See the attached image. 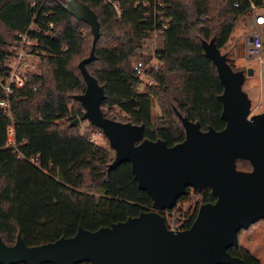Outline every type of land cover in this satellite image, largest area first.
Here are the masks:
<instances>
[{
	"label": "trees",
	"instance_id": "1",
	"mask_svg": "<svg viewBox=\"0 0 264 264\" xmlns=\"http://www.w3.org/2000/svg\"><path fill=\"white\" fill-rule=\"evenodd\" d=\"M43 1L0 0V62L16 34H25L40 10L34 24L42 33L31 32V37L38 40L36 50L46 53L41 75L15 92L12 116L0 107V237L9 246L15 245L17 235L33 247L74 237L79 227L95 232L150 212L153 205L152 198L139 189L130 163L109 171L113 151L90 142L80 127L70 126L84 115L75 97L86 90L79 65H74L90 56L92 47L84 57L86 37L93 41V36L90 26L64 8L65 0ZM77 1L96 12L101 26L96 60L87 69L105 90L102 110L117 107L128 117L123 123L144 125L146 139L169 146L186 138L174 107L198 122L202 131L212 127L220 132L226 127L219 99L223 86L216 67L204 57L202 41L216 38L222 50L238 19L251 13L250 3L264 8V0H241L240 7L233 5L238 0H168L171 27L157 54L164 66L150 95L136 91L139 80L133 72V64L140 60L138 46L152 28L142 22L144 11L135 6L140 0H117L121 20L106 0ZM33 2L38 8L43 4L42 8L34 10ZM3 99L0 86V102ZM154 101L161 111L156 119ZM12 126L15 143L9 146ZM239 164L250 166L245 161ZM195 197L200 201L186 213L183 230L192 226L201 205L217 201L208 188ZM187 201H191L188 195L178 205ZM238 242V248L230 249L234 257L247 264H264V220L241 230Z\"/></svg>",
	"mask_w": 264,
	"mask_h": 264
},
{
	"label": "water",
	"instance_id": "2",
	"mask_svg": "<svg viewBox=\"0 0 264 264\" xmlns=\"http://www.w3.org/2000/svg\"><path fill=\"white\" fill-rule=\"evenodd\" d=\"M64 8L90 26L93 36L90 56L79 64L86 90L75 97L84 115L70 126L88 121L102 130L115 153L108 170L130 163L139 189L153 205L136 218L95 232L79 227L74 237L41 246H27L20 235L9 246L0 237V264H247L230 249L238 248L241 230L264 220V113L252 116V101L243 90L253 70L235 72L216 38L202 41L204 57L216 67L223 86L219 99L226 127L202 131L174 107L185 140L175 146L149 141L144 125L113 121L102 111L105 90L87 69L96 60L101 36L98 15L77 0H65ZM239 161L248 162L251 170L238 169ZM207 188L217 201L201 205L188 230H170L164 214L191 189L201 194Z\"/></svg>",
	"mask_w": 264,
	"mask_h": 264
},
{
	"label": "built area",
	"instance_id": "3",
	"mask_svg": "<svg viewBox=\"0 0 264 264\" xmlns=\"http://www.w3.org/2000/svg\"><path fill=\"white\" fill-rule=\"evenodd\" d=\"M43 4L38 8L37 3L33 2L32 8L34 10H40ZM106 4L115 9L118 19L121 20L122 8H120L119 1L106 0ZM250 4L256 25L264 31V8H257L252 2ZM233 5H235V7H240L243 3L241 0H238L235 1ZM135 6L144 11L142 22L144 24H150L152 27L148 32L147 38L143 39L136 51L140 60L133 64V72L139 80L136 91L139 94L150 95V88L157 85L156 75L159 74L160 69L164 66L162 61L158 59L157 54L163 46L162 39L165 32L171 27L172 19L169 15L168 0H140L137 1ZM40 12L35 15L34 21L25 34H16L15 41L10 45L3 61L0 62V86L4 91V99L0 102V107L10 115V117L12 116V98L15 92L24 89L30 82L29 79L31 77H39L41 75L40 67L43 64L42 61L46 53H40L36 50V48L39 47L38 40L31 37V32H37L38 34L42 33V30L36 28L34 24ZM47 26L50 30L54 29L53 24H48ZM251 40L252 42H250ZM249 42L252 44V47L248 49L247 56L264 63V57L262 56L264 50L262 33L254 32L249 38ZM103 112L106 117L109 115V119L113 121L123 122L121 118L125 121L128 119L117 107H107ZM12 132L14 135L12 143L14 144V126ZM89 139L90 142L94 144L97 143L96 134L90 136ZM31 161L35 163V159ZM191 190L193 191L192 196L195 197L196 192H194L193 189ZM170 212L166 213L168 214ZM184 222L185 221L179 225L176 221H174L173 225H170L168 222V227L170 230H183Z\"/></svg>",
	"mask_w": 264,
	"mask_h": 264
},
{
	"label": "rangeland",
	"instance_id": "4",
	"mask_svg": "<svg viewBox=\"0 0 264 264\" xmlns=\"http://www.w3.org/2000/svg\"><path fill=\"white\" fill-rule=\"evenodd\" d=\"M254 32H261L262 38L264 40V31L262 28H259L256 25L252 12L244 14L238 19L234 33L230 38L231 40L226 45V47L221 50V53L228 57L229 63L231 66H233L235 72L243 70L246 74L248 70H253L254 75L252 77H247L243 88L252 101V116H254V114L264 113V63H261L259 60L251 59L249 56H247L248 49H251L252 47V44L249 42V38ZM83 33L86 36L88 34L87 31H84ZM86 38L88 39V42L86 43L87 46L85 48L84 57H88L92 47V37L91 39L90 37L88 38V36ZM262 56L264 57V54ZM80 60L81 58L76 60L74 65L75 67L79 65ZM152 111L153 117L155 119L161 115L159 105L156 101L153 103ZM121 120L124 119L121 118ZM77 127H80L82 135H87L90 137L96 134V144L111 150V147H109V143L101 130L94 128L88 121H81ZM12 131L13 126L8 130L9 146L13 144L12 142L14 135ZM112 153L113 155L115 154L114 152ZM238 168L244 171L251 170L249 165L239 164ZM192 193L193 191L190 190L188 195L191 197V201H187V203H180L179 205L177 204V208L173 212L166 214L170 225H173L174 221H176L178 225L181 224L185 220L184 217L186 216L188 210L190 208L192 209L194 205L200 201L199 198L193 197Z\"/></svg>",
	"mask_w": 264,
	"mask_h": 264
},
{
	"label": "flooded vegetation",
	"instance_id": "5",
	"mask_svg": "<svg viewBox=\"0 0 264 264\" xmlns=\"http://www.w3.org/2000/svg\"><path fill=\"white\" fill-rule=\"evenodd\" d=\"M166 214H167V213H166ZM166 214H165V215H166Z\"/></svg>",
	"mask_w": 264,
	"mask_h": 264
}]
</instances>
